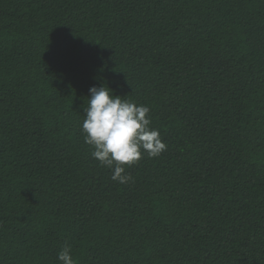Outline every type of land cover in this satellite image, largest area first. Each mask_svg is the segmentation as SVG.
Masks as SVG:
<instances>
[{"label": "trees", "instance_id": "trees-1", "mask_svg": "<svg viewBox=\"0 0 264 264\" xmlns=\"http://www.w3.org/2000/svg\"><path fill=\"white\" fill-rule=\"evenodd\" d=\"M167 150L91 156L89 89ZM264 264V0H0V264Z\"/></svg>", "mask_w": 264, "mask_h": 264}, {"label": "clouds", "instance_id": "clouds-1", "mask_svg": "<svg viewBox=\"0 0 264 264\" xmlns=\"http://www.w3.org/2000/svg\"><path fill=\"white\" fill-rule=\"evenodd\" d=\"M82 124L84 142L91 156L112 172V180L127 184L132 180L125 166H132L146 153L156 158L167 150L158 129L151 128V109L115 95L108 86L89 89ZM59 264H76L70 245L57 254Z\"/></svg>", "mask_w": 264, "mask_h": 264}]
</instances>
